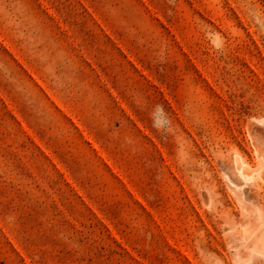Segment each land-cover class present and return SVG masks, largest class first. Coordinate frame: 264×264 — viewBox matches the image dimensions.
<instances>
[{"label":"rangeland","instance_id":"374dc122","mask_svg":"<svg viewBox=\"0 0 264 264\" xmlns=\"http://www.w3.org/2000/svg\"><path fill=\"white\" fill-rule=\"evenodd\" d=\"M259 119L264 0H0V264H258Z\"/></svg>","mask_w":264,"mask_h":264},{"label":"bare ground","instance_id":"6f19581e","mask_svg":"<svg viewBox=\"0 0 264 264\" xmlns=\"http://www.w3.org/2000/svg\"><path fill=\"white\" fill-rule=\"evenodd\" d=\"M261 120L260 119L255 120L254 121L255 123H252V124L254 126L253 128H255V131H256L255 132L256 133V143L263 150L262 157L261 158L259 157L261 160L259 159L260 160L259 164L258 163L256 165L254 164V168L259 169L258 170V174L260 177L259 180L262 181V183H263L262 187H264V125H263V127H261L258 123H256L257 121H261ZM262 123H263V121H262ZM256 152H258V151H256ZM257 156H258V154H257ZM237 160H238V157H237ZM256 172H257V170H256ZM251 175H253V174H251ZM246 215H248V214H246ZM258 216H259V218H261V220H262L261 222L260 221L254 222V219L252 221V219L246 218V219H248L247 221L249 223L245 222V223H247V225L245 226V234H246L247 242L254 244L255 245V252L259 254V258H257V263L258 264H264V202L262 203V205L259 206V213H258L257 217ZM249 219H250V221H249ZM245 223H244V225H245Z\"/></svg>","mask_w":264,"mask_h":264}]
</instances>
